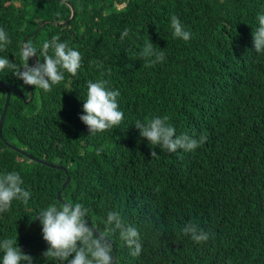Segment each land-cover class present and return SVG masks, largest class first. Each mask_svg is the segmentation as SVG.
<instances>
[{"label":"trees","instance_id":"obj_1","mask_svg":"<svg viewBox=\"0 0 264 264\" xmlns=\"http://www.w3.org/2000/svg\"><path fill=\"white\" fill-rule=\"evenodd\" d=\"M261 11L264 0H0V27L10 36L0 55L21 64L24 40L39 48L57 35L82 59L76 76L65 73L48 92L0 73L12 87L0 173L17 171L31 192L27 205L14 203L0 216V239L17 240L33 264H55L42 255L48 245L35 217L64 204L62 191L65 204L89 210L98 231L108 211L137 227L139 257L118 234L106 233L116 264H264V54L252 38ZM172 15L192 32L189 41L172 36ZM149 40L164 61L140 56ZM98 79L120 91L124 119L91 135L79 116L87 82ZM5 99L0 87V117ZM152 116H167L177 134L207 139L189 152L161 151L134 126ZM188 222L209 240L197 244L184 235Z\"/></svg>","mask_w":264,"mask_h":264},{"label":"clouds","instance_id":"obj_2","mask_svg":"<svg viewBox=\"0 0 264 264\" xmlns=\"http://www.w3.org/2000/svg\"><path fill=\"white\" fill-rule=\"evenodd\" d=\"M255 20L253 47L257 54H264V11L258 12ZM169 25L174 38L185 42L191 39L192 32L176 15L170 16ZM127 36L128 29L125 28L120 33V39ZM9 43V33L0 27V49ZM19 56L23 61L21 64L0 55V73L10 71L23 85L33 86L43 92L59 84L65 78V73L76 76L82 63L81 53L57 35L44 40L39 48L33 42L25 41L20 46ZM140 56L151 58L148 62L152 64L165 60L163 52L155 51L150 40L144 44ZM33 57H37L36 63L30 65L29 61ZM119 96L120 91L108 87L103 79L87 82L86 98L82 100L79 119L91 135L119 128L124 119L118 103ZM168 119L167 116H152L146 121L136 120L134 126L149 145L169 153L195 150L207 139L204 134L198 138L177 134ZM30 197L31 192L24 186V180L17 171L0 173V216L8 213L14 203L27 205ZM88 211L81 203L75 202L49 205L37 212L35 219L39 220L42 238L48 245L42 254L45 258H54L55 264L57 260L66 264H116L111 239L106 235L109 232L118 234L131 256H140L143 245L137 227L126 223L118 212L108 211L103 220L105 230L101 232L88 222ZM181 232L197 244L210 238L209 232L193 222L185 223ZM0 264H33V259L22 252L17 240L3 238L0 239Z\"/></svg>","mask_w":264,"mask_h":264},{"label":"water","instance_id":"obj_3","mask_svg":"<svg viewBox=\"0 0 264 264\" xmlns=\"http://www.w3.org/2000/svg\"><path fill=\"white\" fill-rule=\"evenodd\" d=\"M72 19H74V10H72V16H71V18H70V21H71ZM70 21H67V22H65L64 24L67 25ZM24 42H25V40H24ZM24 42H23V43H24ZM0 87H2V88L5 90V92H6L5 105H4L3 113H2V115H1V117H0V136H1V135H2V131H3V127H4V123H5V118H6V115H7V112H8V107H9L10 100H11V90H12V87H11L10 85L4 83V82H1V81H0ZM20 95H21V94H20ZM32 98H33V93H31V100H32ZM1 137H2V136H1ZM5 143L8 144V147H9V148H11V149L14 150V151L19 152L21 155H23V156L26 157L27 159H30V160H32V161H34V162L40 163V164H42V165H45V166L50 167V168H53V169H54V168H57V169H59V170H63L66 174L68 173L67 169H65V168H63V167L56 166V165H53V164H51V163H49V162H46V161L41 160V159H39V158H36V157L30 155L29 153L23 151V150L20 151V150H18L14 145L9 144V143L6 142V141H5ZM70 182H71V178H70V177H67L66 181L64 182V184H63V186H62V189H65V188L69 185ZM57 196H58V200H59V201L63 202L64 204L66 203V202H64V201L62 200V198H61V191L58 192V195H57ZM88 222H89L90 224H92V222H91L90 219H88ZM60 264H61V262H60Z\"/></svg>","mask_w":264,"mask_h":264},{"label":"rangeland","instance_id":"obj_4","mask_svg":"<svg viewBox=\"0 0 264 264\" xmlns=\"http://www.w3.org/2000/svg\"><path fill=\"white\" fill-rule=\"evenodd\" d=\"M18 150H23V149H21V148H19V147H17V146H15ZM15 152H17V151H15ZM18 154H20L19 152H17ZM53 169V168H52Z\"/></svg>","mask_w":264,"mask_h":264}]
</instances>
